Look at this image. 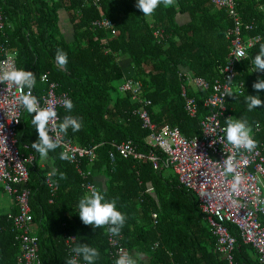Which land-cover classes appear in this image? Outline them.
Listing matches in <instances>:
<instances>
[{
  "label": "trees",
  "instance_id": "16d2710c",
  "mask_svg": "<svg viewBox=\"0 0 264 264\" xmlns=\"http://www.w3.org/2000/svg\"><path fill=\"white\" fill-rule=\"evenodd\" d=\"M136 4L137 0H0L4 19L0 40L16 53L18 69L35 74V93L46 89L40 81L41 73L58 82L59 91H66L74 105L70 112L66 108L57 110L58 123L66 115L82 122L80 131L69 129L64 137L85 150L96 146L93 159L83 157L79 166L61 160L60 149L41 159L31 147L38 140L32 115L22 110L17 143L24 158L32 156L26 163L25 185L30 190L28 204L42 264H66L71 258L64 234L74 236L72 248L78 243L95 247L99 252L95 264H115L118 257L110 237L135 257L140 253L137 264H228L215 251L216 238L193 191L180 185L174 174L164 176V170L154 169L147 160L124 157L113 143L131 141L141 152L150 150L144 143L148 131L134 114L137 104L129 93H116L115 83L126 78L141 83L140 95L151 101L153 123L177 127L186 137L200 135L198 121L210 111L202 104L207 93H195L189 88L188 94L198 104V114L190 117L180 97L182 81L177 73L187 68L192 76L210 82L219 78L229 52L225 31L230 20L224 9L208 0H175L174 6L161 4L149 16L143 15ZM258 4L256 0H237L242 20H254L262 39L236 64L242 92H232L235 95L228 96L226 104L230 115L246 119L253 133L259 125L254 138L261 142L264 105L248 111L245 103L247 95L259 94L264 101V90L257 93L252 87L258 78L264 79V72L254 71L252 63L259 45L264 43V13ZM62 12L72 26L70 39L61 31ZM178 14H187L188 21L179 23ZM102 18L115 23L117 35L110 36L92 24ZM157 29L163 30L162 39L154 36ZM57 49L67 54L66 70L57 65ZM48 172L53 173L52 181L57 185L52 191L46 183ZM84 173H88L85 180ZM99 174L107 183L96 188L106 193V200H116L117 210L126 215L119 236L106 234L108 226L97 229L83 224L78 215L79 199L89 194L83 183L89 180L96 184L94 176ZM10 197L9 208L0 211V264H23L18 261V241L12 232L18 204L14 196ZM153 213L158 216L156 223ZM233 256V264L258 263L250 246L238 235ZM77 261L86 264L82 257Z\"/></svg>",
  "mask_w": 264,
  "mask_h": 264
},
{
  "label": "built area",
  "instance_id": "2783aa9c",
  "mask_svg": "<svg viewBox=\"0 0 264 264\" xmlns=\"http://www.w3.org/2000/svg\"><path fill=\"white\" fill-rule=\"evenodd\" d=\"M208 1L224 9L230 20V25L225 31L229 52L220 70V77L210 82L201 76H192L184 69L177 73L182 81L180 97L190 117L198 114V104L197 99L188 94L189 88L195 93H207L205 97H202V104L210 111L198 121L200 135L186 137L177 127H171L168 124L157 126L153 123L149 112L151 101L140 95L141 83L126 78L119 85L118 91L129 93L137 104L134 114L141 119L142 128L148 131L144 143L150 150L148 153L141 152L131 141L113 143V146L124 157L132 156L136 161H149L154 169H172L178 182L196 195L203 217L216 238L215 249L228 264L234 263L233 250L236 242V236L230 231L231 226L237 228L242 242L252 247L254 254L256 253L257 264H264V221L262 220L264 215V141L257 142V147L251 152L244 149L235 150L228 144L224 132L226 127L224 120L231 116L227 111L226 101L229 95L226 93L229 91L241 93L243 87V83L237 79L235 67L245 58L238 56L237 53H244L246 57L262 39V34L256 31L257 25L254 20L248 22L242 20L237 10V0ZM259 9L264 13L262 6L259 5ZM92 24L102 27L110 36L117 35L118 30L111 19L94 20ZM3 27L4 19L0 13V32ZM154 36L162 39L163 30H155ZM16 56V53L10 51L0 40V71L10 67L18 69ZM42 75H46L44 81L46 89L38 93L31 90L37 97L40 107L51 105L56 112L60 108H65L63 101L69 99V94L64 90L59 91L58 82L50 80L47 73H41L40 77ZM24 91L26 93L28 90ZM19 95L20 90L15 85L0 84V187L8 196H14L18 204V213L13 216L12 231L21 249L20 260L23 264H42L38 254L37 238L30 235L32 229V215L28 204L30 190L25 185L28 176L26 163H30L32 156L24 158L14 139V128L24 109L17 103ZM258 131L257 124L254 133ZM50 135L55 136L54 133ZM252 135L254 139V134ZM61 137L62 144L58 149L61 152L67 151L71 157L69 161L74 162L76 166H79L81 158L93 159L95 156L96 146L85 150L73 145L63 134ZM155 149L160 153L158 154ZM227 155H234L238 165L237 172L243 177L240 191L232 193L231 196L225 195L231 192L230 185L234 176V174H225L223 170V160ZM80 173L83 174L82 171ZM84 174L86 175L82 176L85 180L88 178V173ZM53 176L52 172L47 173L46 183L51 191L57 187L52 181ZM83 187L90 193L93 187L96 188V184L88 180L83 183ZM202 192H207L209 195L203 197ZM152 219L154 221L157 219L156 213L152 214ZM64 236L67 250L72 253L71 258L77 260L79 256L71 250L74 236L67 234ZM109 243L114 247L117 257L121 251L129 252L125 247L119 246L113 237L109 238Z\"/></svg>",
  "mask_w": 264,
  "mask_h": 264
},
{
  "label": "clouds",
  "instance_id": "9594fccd",
  "mask_svg": "<svg viewBox=\"0 0 264 264\" xmlns=\"http://www.w3.org/2000/svg\"><path fill=\"white\" fill-rule=\"evenodd\" d=\"M161 4L165 7H171L174 6L175 0H137L136 7L142 11L143 15L149 16ZM237 55L242 58H246L244 53L238 52ZM55 60L58 67L65 70L67 69L68 58L67 54L62 49H57ZM252 63L254 65V71L264 72V43L259 45V51L252 59ZM40 79L41 82H44L46 80V75H42ZM5 83L8 85H15L20 90L17 103L22 106L28 114L32 115L31 123L34 125L38 133V140L33 142L31 147L39 153L41 159H47L50 151H55L58 147H61V134L66 135L69 129L73 132L81 130L82 122L77 117L66 115L62 122L58 123L57 112L53 106L49 105L44 108L40 107L37 97L34 96L31 91L36 85V76L33 72L13 67L7 68L0 71V84ZM252 87L257 91V93L264 90V79L258 78L257 81L253 83ZM25 89L28 90L26 93L24 91ZM226 95L232 96L235 94L229 91ZM245 103L248 111H252L264 105V101L260 99L259 94L247 95L245 97ZM63 104L69 112L74 107L72 101L69 99H64ZM224 122L226 125L224 128L226 140L235 150L244 149L251 152L257 147V141L253 139L252 135V126L246 119H237L233 116H229L224 120ZM50 133H54L55 136L50 135ZM60 159L69 160L71 157L67 151H62L60 153ZM237 167L238 165L235 162L234 155H227V157L223 160V170L225 174H234L233 181L230 185L231 192L225 193L227 196H231L232 193L240 191V185L242 184L243 177L239 172H237ZM208 195L209 193L207 192L201 193V196L203 197H207ZM233 203H235V201H233ZM77 207L79 209L78 215L83 224L92 225L97 229L108 226L106 234L111 236H119L126 223V215L117 210L116 200H106V193L95 187L90 190L89 194H85L79 199ZM157 219L155 221L153 220V223H156ZM35 228L36 227L32 222L30 235L35 236L33 233V229ZM18 247L20 254L21 249L19 245ZM251 250L254 253L252 247ZM215 251L217 250L215 249ZM72 252H74L76 256L82 257L86 264H95V261L99 257L98 250L88 244L78 243L72 248ZM19 254L17 256L18 261L23 263L20 260ZM254 255L256 256V253ZM141 256L142 255L140 253H137L135 257L132 251L131 253L121 251V254L118 259H116L115 264H137V261L141 258ZM65 262L66 264H78V261L75 258L67 259Z\"/></svg>",
  "mask_w": 264,
  "mask_h": 264
},
{
  "label": "crops",
  "instance_id": "0c3cea01",
  "mask_svg": "<svg viewBox=\"0 0 264 264\" xmlns=\"http://www.w3.org/2000/svg\"><path fill=\"white\" fill-rule=\"evenodd\" d=\"M256 1H257V3H259L258 5L262 6V8L264 10V2H262L261 0H256ZM60 15L61 16H60V22L59 23H60L61 31L65 34L67 39H70V37L72 35V26L70 24V21L68 20L67 14H65V12H62ZM176 20L179 23H185L188 21V16H187V14H178L176 17ZM184 70H187V72L189 71L187 68ZM127 71H128V69H127ZM189 73H190V71H189ZM165 169H168V168H163V170H165ZM171 174H174L173 171ZM94 177H95L96 185L100 188H102L104 186V184L107 183V180L104 178V176L102 174L95 175ZM11 200H12L11 197L6 195L4 193V191L0 188V211H4V210L8 209L10 206ZM234 230L236 231V234H235ZM230 231L235 236L238 235L240 237L239 231L237 230L236 227L231 226ZM250 249H251V247H250Z\"/></svg>",
  "mask_w": 264,
  "mask_h": 264
},
{
  "label": "rangeland",
  "instance_id": "374dc122",
  "mask_svg": "<svg viewBox=\"0 0 264 264\" xmlns=\"http://www.w3.org/2000/svg\"><path fill=\"white\" fill-rule=\"evenodd\" d=\"M122 80H123V79H122ZM122 80L117 81V82L115 83V85L119 87V85L122 83ZM116 93H117V95H119V94H123L122 92H118V91H116ZM253 134H254V133H253ZM171 173H172V170H171L170 168L165 169V170L163 171L164 176H167V177H169ZM5 194H6V193H5ZM6 195H7V194H6ZM34 231H35V229H33V233H35ZM134 256H135V255H134ZM133 258H135V257H133ZM144 258H145V255H144Z\"/></svg>",
  "mask_w": 264,
  "mask_h": 264
},
{
  "label": "bare ground",
  "instance_id": "6f19581e",
  "mask_svg": "<svg viewBox=\"0 0 264 264\" xmlns=\"http://www.w3.org/2000/svg\"><path fill=\"white\" fill-rule=\"evenodd\" d=\"M20 119H21V117H20ZM19 119V120H20ZM19 124V122L17 123V125ZM17 125L15 126V128H14V139H15V144H16V146L18 147V143H17Z\"/></svg>",
  "mask_w": 264,
  "mask_h": 264
}]
</instances>
